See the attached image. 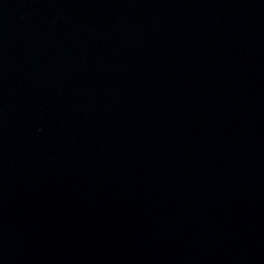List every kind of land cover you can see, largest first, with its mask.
Listing matches in <instances>:
<instances>
[{
	"label": "water",
	"instance_id": "1",
	"mask_svg": "<svg viewBox=\"0 0 264 264\" xmlns=\"http://www.w3.org/2000/svg\"><path fill=\"white\" fill-rule=\"evenodd\" d=\"M0 264H264V0H0Z\"/></svg>",
	"mask_w": 264,
	"mask_h": 264
}]
</instances>
